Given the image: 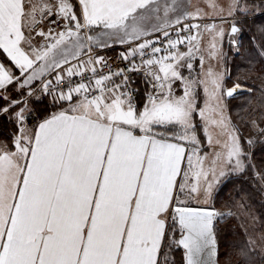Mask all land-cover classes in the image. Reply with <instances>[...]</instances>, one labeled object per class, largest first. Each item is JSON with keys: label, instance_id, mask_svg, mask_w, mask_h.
Instances as JSON below:
<instances>
[{"label": "snow or ice", "instance_id": "snow-or-ice-1", "mask_svg": "<svg viewBox=\"0 0 264 264\" xmlns=\"http://www.w3.org/2000/svg\"><path fill=\"white\" fill-rule=\"evenodd\" d=\"M208 7L225 11L215 0ZM190 8V0H0V117L10 126L0 139V264H176V249L181 264H221L229 221L224 264H264V222L258 230L254 215L213 203L230 173L251 171L264 189V159L254 162L264 139L244 140L231 125L225 99L240 85L225 90L224 73L205 70L192 21L207 14ZM250 13L264 15V0H230L233 37L237 14ZM203 28L207 57L219 62L223 30ZM116 45L124 67L113 69L100 51ZM217 128L224 139L214 141ZM199 130L217 149L210 160Z\"/></svg>", "mask_w": 264, "mask_h": 264}, {"label": "rangeland", "instance_id": "rangeland-1", "mask_svg": "<svg viewBox=\"0 0 264 264\" xmlns=\"http://www.w3.org/2000/svg\"><path fill=\"white\" fill-rule=\"evenodd\" d=\"M215 2L225 9V11L223 13L214 14L213 10L208 7L209 0H190V4H191L190 10L191 11H195L196 9L199 8V9H202L203 12L207 14L206 16H204V18L197 19V21L207 20V24L215 23L217 25V27L223 26L224 36L220 41H218L219 47L222 49L223 53L225 54L224 58H222L223 61H222L221 66H218L219 64H214V62H213V64L207 62L208 61V57H207L208 44H206V37H208V40L210 41L211 34L207 31H205L204 28H202V26H201V29H199V31L202 35V43H201L200 47L203 49V51L205 53L204 68H205V70H207V66H209L211 64V66L215 70L224 73V89L225 90H227L228 88L234 87L236 84H239L240 86H244L247 88V90H245L244 92H238L234 96H238V95H241V94L247 93V92L252 94L254 92V87L263 88L262 86H263L264 81H262V83H259L261 81L256 80L254 77L245 78L241 73H238V72H235L233 79L228 81V79L230 78V72H231L230 64H232L234 61L238 62L237 56H240V58H241V57H243L242 56L243 54L247 55L248 52L251 54V49H247L248 45L243 46L244 41L240 39V33H237L235 35V37H233L231 34L232 20H231V18L227 17V5L230 2V0H215ZM250 14H251L250 18H253L256 13H250ZM221 16H223L224 19H220L219 17H221ZM235 18L240 22L239 27H241V23H242V25L246 23L244 21V19L242 18V16L239 17L238 14ZM200 22L201 21H199L198 23L200 24ZM233 38L236 40L238 47L234 46L231 43V40ZM251 40L253 42V46L255 47L254 41L252 38H251ZM257 49H258V53L260 54V56L264 60V47H262L260 44L257 43ZM121 50H123L122 47H112L111 49L105 51L106 57L114 55ZM0 54H3L5 56V54L3 53L2 50H0ZM100 54L102 55V52ZM0 61H2L1 57H0ZM5 63H7V62H5ZM206 64H207V66H206ZM194 69H199V62L198 61L194 62ZM138 75H140V74H138ZM185 75H188V73L185 72ZM136 78H141V77L136 76ZM180 88H181V86L179 84H177L175 86V90H176V93L178 95L182 94V92L180 91ZM200 97H203L202 89L200 91ZM226 100H227V98L225 99V104L227 106L226 115L230 117L231 125L235 129L238 130L239 128L234 122V117L228 108ZM0 103H3V101H0ZM41 107H43V106H41ZM254 120L258 122L257 119H253L252 121H254ZM252 121H250L249 126L246 128L243 120H237V122L246 131V133H247L246 138L247 139L251 138L254 141H257L258 139H257L255 134H257L258 131L252 126V123H251ZM259 124H260V127H263L261 123H259ZM29 125H31V121H29ZM8 130H9V128H8ZM199 131H200L201 141L204 144L203 151L208 154V157L210 160L212 158V153L214 151H216L217 149L215 148V144L211 148H209L207 146L206 136L204 135L202 130H199ZM210 131L213 135L214 141L216 139H224V136L221 133L220 129L217 128V129H212ZM4 134H5V131L0 129V139L4 138ZM261 139H264V138H261ZM207 166H208V162L205 163V167H207ZM233 178L248 181L250 183L258 185L261 188L260 183H258L257 179L254 176V173L251 171L247 172L244 175L231 174L230 173L228 176L221 178L220 183L217 186H215V188H214V192H213L214 206L216 207V209H218L220 211H224V212L232 211V212H237L238 214L254 215L255 217H257L256 228L259 230L260 229L259 217L254 212L252 205L244 199V196L241 198H236V197L229 198V196L232 195L231 191L233 188L230 187L229 189H225V183L229 179H233ZM222 188H224V194L221 196L220 192H221ZM262 191H263V194H262L263 200L262 201L264 202V189H262ZM171 256L174 257L176 264H181L182 249L174 250L171 253Z\"/></svg>", "mask_w": 264, "mask_h": 264}, {"label": "trees", "instance_id": "trees-1", "mask_svg": "<svg viewBox=\"0 0 264 264\" xmlns=\"http://www.w3.org/2000/svg\"><path fill=\"white\" fill-rule=\"evenodd\" d=\"M255 2L258 4L259 0H255ZM238 16L241 17L240 15ZM250 16L251 14H249L246 18L242 16L246 23L243 25L241 23L240 28L242 29V31L240 32V39L244 41L243 46L248 45L247 49H251V54L248 52L247 55L243 54V57L241 58L240 56H237L238 62L234 61L232 64H230L231 72L228 81L233 79L235 72L241 73L245 78L254 77L256 80L261 81L259 83H262V81H264V60L258 53L257 49V43L264 47V34H262L260 31L261 27H264V15H259L256 13L253 18H250ZM218 28H221L223 30V26H218ZM222 38H220L218 41H220ZM251 38L254 41L255 47L253 46ZM206 44L209 45L208 37H206ZM0 57L2 61L7 62L6 57L3 54H0ZM222 61L223 59H221L219 62L208 59L207 62L212 64L214 62V64H219L218 66H221ZM137 76H140L142 79L136 78L137 84L135 86L139 87L141 93H143L145 87L143 84V77L142 75ZM262 87L263 88L254 87V92L252 94L247 92L238 96L227 98L226 100L228 108L234 117V122L239 128L238 131L242 139L244 140H247V133L244 128L237 122V120H243L245 127L247 128L250 121H252L253 119H257L258 123H261L264 127V98H262L264 97V83ZM8 128L9 125L4 120V118L1 117L0 129L5 131L6 133L8 131ZM255 135L258 139L257 141L261 140V138H264L259 134V132ZM262 159H264V149H262V146L257 143L255 145L254 162L259 165ZM230 187H232L233 189L231 191L232 195H230L229 198H241L244 196V199L252 205L254 212L259 217L261 228V224L262 222H264V202L262 201V189L256 184L235 178L229 179L225 183V189H229ZM220 193L221 196L224 194V188H222ZM233 223H235V221H229L228 225L224 226V243H222L221 246L222 255L220 257L221 264H224L226 254L231 250V244L234 240V237L229 230L230 225ZM233 259H235V257H233Z\"/></svg>", "mask_w": 264, "mask_h": 264}, {"label": "built area", "instance_id": "built-area-1", "mask_svg": "<svg viewBox=\"0 0 264 264\" xmlns=\"http://www.w3.org/2000/svg\"><path fill=\"white\" fill-rule=\"evenodd\" d=\"M199 21H201L200 22V25L201 26H203V25H205V24H207V20H199ZM199 21H192V22H195L196 24H199L198 22ZM209 23V22H208ZM121 51H119V52H117L116 54H114V55H111V56H109V65H110V67H112L113 69H116V68H118V67H124V64L121 62V61H119V59H118V55H119V53H120ZM105 71H107V69H105ZM138 74H136V75H134L133 76V79L134 80H136V76H137ZM143 77V76H142ZM135 86V85H134ZM136 87V86H135Z\"/></svg>", "mask_w": 264, "mask_h": 264}, {"label": "crops", "instance_id": "crops-1", "mask_svg": "<svg viewBox=\"0 0 264 264\" xmlns=\"http://www.w3.org/2000/svg\"><path fill=\"white\" fill-rule=\"evenodd\" d=\"M114 47H121V46L116 45V46H114ZM109 49H111V48H108V49L102 50V51H100V53L102 52V55L106 56L105 51H107V50H109ZM181 50H183V48H182ZM100 55H101V54H100Z\"/></svg>", "mask_w": 264, "mask_h": 264}, {"label": "bare ground", "instance_id": "bare-ground-1", "mask_svg": "<svg viewBox=\"0 0 264 264\" xmlns=\"http://www.w3.org/2000/svg\"><path fill=\"white\" fill-rule=\"evenodd\" d=\"M245 90H247L246 87H244V86H240V89H238L237 93H238V92H244Z\"/></svg>", "mask_w": 264, "mask_h": 264}]
</instances>
